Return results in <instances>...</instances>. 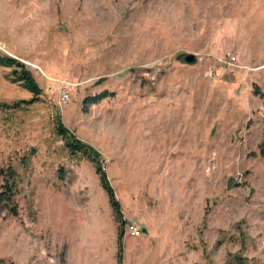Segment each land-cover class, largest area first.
I'll return each mask as SVG.
<instances>
[{"label": "rangeland", "instance_id": "374dc122", "mask_svg": "<svg viewBox=\"0 0 264 264\" xmlns=\"http://www.w3.org/2000/svg\"><path fill=\"white\" fill-rule=\"evenodd\" d=\"M0 55V264H264V0H0Z\"/></svg>", "mask_w": 264, "mask_h": 264}, {"label": "trees", "instance_id": "16d2710c", "mask_svg": "<svg viewBox=\"0 0 264 264\" xmlns=\"http://www.w3.org/2000/svg\"><path fill=\"white\" fill-rule=\"evenodd\" d=\"M0 65L6 66V67H12L11 73L13 74V80L19 81L20 84L26 88L29 92L34 94L35 96L39 92L38 87L36 83L31 79L30 74L28 71H26L21 64H19L14 58H11L9 56L0 55ZM19 66V70H16L15 67ZM255 93H258V90H254ZM109 93L106 91H102L98 94L89 95L86 96L83 100V102L86 103H96L98 100L108 96ZM259 96H264V92L259 93ZM34 98L29 99L28 101H25V103L33 101ZM22 102V101H21ZM56 133L62 138L63 145L67 152L71 155L80 154L86 156L92 163L95 168V172L98 174L99 177V183L102 189L105 191L108 202L114 217V220L116 221L117 225L120 227L122 223L124 222L121 212L119 209V204L117 200L113 196V191L108 184V181L106 179L104 170L102 169L100 165L99 160V154L89 145L83 143L79 139L75 138L73 135H71L68 130L61 126V124L58 122L56 123ZM259 152L261 155H264V119H263V128H262V137L261 142L259 144ZM7 173V174H6ZM8 175H12V170L7 169L3 171L2 168H0V201H2L5 205L9 207V209L14 212L13 206H10L8 203L12 201V195H13V187L14 185L9 183L8 181ZM117 246L118 250L120 249V234L118 233L117 238ZM118 259H119V253H118Z\"/></svg>", "mask_w": 264, "mask_h": 264}, {"label": "built area", "instance_id": "2783aa9c", "mask_svg": "<svg viewBox=\"0 0 264 264\" xmlns=\"http://www.w3.org/2000/svg\"><path fill=\"white\" fill-rule=\"evenodd\" d=\"M234 60V56L233 55H229L227 56V58H218V63L221 64V65H230L232 63V61ZM214 73V70L213 68H208L207 71H206V74L207 75H211ZM65 84H67L66 82H64V85H63V89H65ZM60 102L63 104V105H66V103L68 102V98H67V94H66V91L63 90L62 93H61V96H60ZM125 234H127L128 236L130 237H137L140 233L138 227L136 225H134L133 223H128L125 225Z\"/></svg>", "mask_w": 264, "mask_h": 264}, {"label": "water", "instance_id": "95a60500", "mask_svg": "<svg viewBox=\"0 0 264 264\" xmlns=\"http://www.w3.org/2000/svg\"><path fill=\"white\" fill-rule=\"evenodd\" d=\"M178 59H179L180 62L190 64V63L194 62L195 57L191 53H185V54L179 55Z\"/></svg>", "mask_w": 264, "mask_h": 264}]
</instances>
